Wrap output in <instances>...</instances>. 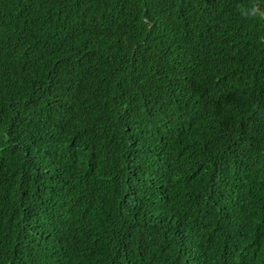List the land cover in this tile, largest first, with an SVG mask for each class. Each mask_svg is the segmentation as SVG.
<instances>
[{
	"label": "trees",
	"instance_id": "1",
	"mask_svg": "<svg viewBox=\"0 0 264 264\" xmlns=\"http://www.w3.org/2000/svg\"><path fill=\"white\" fill-rule=\"evenodd\" d=\"M0 264H264V0H0Z\"/></svg>",
	"mask_w": 264,
	"mask_h": 264
}]
</instances>
